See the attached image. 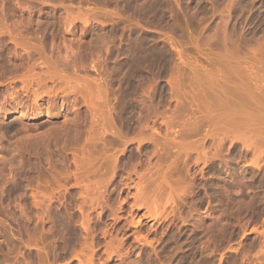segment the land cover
<instances>
[{"label":"rangeland","instance_id":"1","mask_svg":"<svg viewBox=\"0 0 264 264\" xmlns=\"http://www.w3.org/2000/svg\"><path fill=\"white\" fill-rule=\"evenodd\" d=\"M165 2L0 0V264H264V0Z\"/></svg>","mask_w":264,"mask_h":264},{"label":"bare ground","instance_id":"2","mask_svg":"<svg viewBox=\"0 0 264 264\" xmlns=\"http://www.w3.org/2000/svg\"><path fill=\"white\" fill-rule=\"evenodd\" d=\"M118 2L121 3V5L123 4L124 6H126L127 8H130V9L131 8H138L137 17L140 21H143L142 24H144V23L146 24L147 29L149 27L147 25L152 26L154 23L164 22V20L167 18L166 15L168 14L167 10L169 8L167 9V3L165 2V0H118ZM149 18H152V21H150ZM152 39L153 38L145 37L143 35L138 36V37H132L130 40H127L126 47L124 49L116 50L117 57L120 56V57H122V58H120V60H123V58H124V62H125V60L127 62V63L125 62L126 65H124V66H126V69L129 73H126V71L123 67V69H124L123 71H125L124 74L125 73H126L125 75L129 74L132 77L136 76L139 79V80H137V82L143 81L144 75L146 77L152 73L154 75L156 72H160V70H161V72L162 71L164 72L163 69L165 68L166 63H167L166 55L163 53V51L155 50L152 48V42L155 41L154 39L152 41ZM116 55H115V57H116ZM121 62H123V61H121ZM120 65L121 64L119 63L118 66H120ZM122 66H120V67L122 68ZM115 69H116V67H115ZM120 70H118V71L120 72ZM121 75L123 76L122 73H121ZM125 75H124V77H125ZM121 79L119 81H121ZM126 79L128 80L129 78H127V76H126ZM126 79H124V80H126ZM129 80H131V78ZM134 81L135 80H133V82ZM139 83H141V82H139ZM138 85L139 84H137V86L135 85L136 87H132V88H137L136 90L138 91ZM129 86H133V85H129ZM127 88H128V86H127ZM130 88L131 87H129V91H131ZM135 91H134V93H135ZM131 92H127V93L131 94ZM128 97H129V95H128ZM126 107H127V105H125V109H126ZM60 229L61 228H59V233H61Z\"/></svg>","mask_w":264,"mask_h":264}]
</instances>
